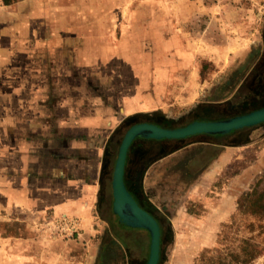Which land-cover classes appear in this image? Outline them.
Wrapping results in <instances>:
<instances>
[{"label":"crops","instance_id":"1","mask_svg":"<svg viewBox=\"0 0 264 264\" xmlns=\"http://www.w3.org/2000/svg\"><path fill=\"white\" fill-rule=\"evenodd\" d=\"M119 1L0 3V213L15 209L72 220L86 249L95 247L91 264L146 261L141 251L132 255L126 243L128 235L139 247L149 245L146 229L129 230L132 226L117 216L103 225L93 213L104 200L107 173H113L131 125L147 121L177 128L264 107L253 89L262 86L264 75L261 34L244 35L247 42L232 49L212 40L217 54L200 57L219 71L233 68L220 84L202 88L195 72L187 75L203 63L175 39L180 36L176 26L187 18L176 14L172 0H125L121 13ZM205 7L214 20L213 7ZM151 37L164 40L152 43ZM249 100L258 103L248 105ZM215 106L226 116L214 114ZM240 106L241 113L234 109ZM257 125L264 128L260 122L218 138L216 133L134 137L126 152L125 185L161 227L183 228L186 200L206 194L226 166V148L243 133L249 139ZM214 204L208 217L196 219L211 229L228 220L234 199L218 208ZM14 241L0 230V264H23L11 254L18 250L8 247Z\"/></svg>","mask_w":264,"mask_h":264},{"label":"rangeland","instance_id":"2","mask_svg":"<svg viewBox=\"0 0 264 264\" xmlns=\"http://www.w3.org/2000/svg\"><path fill=\"white\" fill-rule=\"evenodd\" d=\"M16 1L0 0V3L13 4ZM124 1H119L120 13L126 10L125 5L122 4ZM172 2L176 14L187 18L182 22V26H176V23L180 21L174 22L175 26L180 28L178 30L180 36L175 39L179 44L186 45L189 50H194L199 55L198 60L200 62L202 60L201 63H203L197 70H187V75L195 72L194 75L198 83L203 86L202 88H205L209 82L215 84L223 82L229 77L228 74L233 68L219 71L200 57L206 54H217V51L212 52L213 49L210 48L212 40L214 45L226 42L228 49H232L233 46L247 42V39L243 38L244 35L254 38L253 34H261L264 38V0H172ZM208 4L213 7L216 16L212 21L209 20L212 13L204 12ZM208 26L209 29H207ZM207 33L210 36H207ZM150 40L152 43L160 44L164 39L151 37ZM235 92L234 98H237V89ZM220 109H222L221 106H215L214 114L224 112L226 116V111L223 109L221 113L218 112ZM200 120H206V117ZM253 130L249 139L243 133L231 142L236 145L226 148V166L210 183L206 194L186 200L185 208H181L183 216L180 221L184 227L167 229L160 264H222L223 261L225 264L226 261L227 264H264V217L242 212L237 208V199L242 193L252 190L256 185L264 187V128L257 125ZM220 136L223 134L216 133L215 137ZM111 174L112 170L108 171L107 188L102 189V193L105 194L104 200L103 202L100 200V203L95 205V212H93L95 221L103 225H106L108 221L116 220V215L112 212ZM230 199L231 202L234 199V210L219 228L211 229L207 224L205 226V223L196 221L212 211L210 206L214 202L216 204L213 207L218 208L220 204H227ZM49 215L37 217L36 213L15 209L1 211L0 230L6 237L17 238V241L8 246L18 250L12 252V256L18 260H24L23 264H91L95 247L93 251H88L77 233H72L65 224L53 221L52 216ZM212 218L208 220L211 221ZM127 228L142 230L141 227ZM102 232L105 231L102 230ZM176 233L179 235L177 236ZM139 236L142 237V235ZM126 239L128 249L132 250L131 254L141 251L147 261L148 243L147 246L139 247L128 235ZM198 241L206 242V245L198 247L196 245ZM114 249L116 250L115 247ZM231 253L238 254V258L229 257L228 254Z\"/></svg>","mask_w":264,"mask_h":264},{"label":"water","instance_id":"3","mask_svg":"<svg viewBox=\"0 0 264 264\" xmlns=\"http://www.w3.org/2000/svg\"><path fill=\"white\" fill-rule=\"evenodd\" d=\"M264 122V107L247 113L219 120H194L185 126L165 128L155 123L143 121L131 125L121 140L112 173V210L120 222L127 226L141 227L150 234L149 254L145 264H157L160 256V225L157 219L142 206L127 189L124 182V164L127 149L134 137L182 138L195 133H228L233 129L252 126Z\"/></svg>","mask_w":264,"mask_h":264},{"label":"trees","instance_id":"4","mask_svg":"<svg viewBox=\"0 0 264 264\" xmlns=\"http://www.w3.org/2000/svg\"><path fill=\"white\" fill-rule=\"evenodd\" d=\"M261 73L264 74V71H262ZM259 80H261L260 83L262 84V86H254L253 89H254V91H256V89L259 90L258 96H259V98L262 99V100L260 99L259 101L264 102V75H262V77ZM257 103H258V101L255 102V100H252V101L249 100L247 104L248 105H252V104L257 105ZM234 109L239 113L243 112V111H241L242 110L241 106L236 107ZM237 208H238V210H240L242 212H248V213L253 214V215L264 217V187L261 188V187L256 185V186H254V188H252V190L242 193L239 196V198L237 199ZM117 218H118V216H117ZM157 221L159 222L158 219H157ZM159 224H160V230H161L160 256H159V260H158L157 264H160V261L163 257L165 238H166V234H167V229H164L163 227H161V223H159ZM228 256L231 258H234V259L238 258V254H236V253L228 254ZM222 264H225V262L223 261ZM226 264H227V261H226Z\"/></svg>","mask_w":264,"mask_h":264},{"label":"built area","instance_id":"5","mask_svg":"<svg viewBox=\"0 0 264 264\" xmlns=\"http://www.w3.org/2000/svg\"><path fill=\"white\" fill-rule=\"evenodd\" d=\"M56 222H59V224L63 223L65 224V227L70 230L72 233H76V229H75V226H74V222L71 220H68V219H65V218H61L59 220H56Z\"/></svg>","mask_w":264,"mask_h":264}]
</instances>
